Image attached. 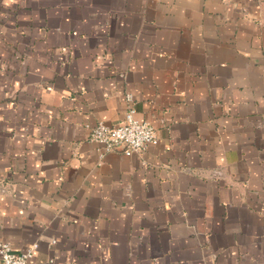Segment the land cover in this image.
Returning <instances> with one entry per match:
<instances>
[{
	"label": "crops",
	"instance_id": "0c3cea01",
	"mask_svg": "<svg viewBox=\"0 0 264 264\" xmlns=\"http://www.w3.org/2000/svg\"><path fill=\"white\" fill-rule=\"evenodd\" d=\"M129 96L157 141L100 157ZM0 241L28 264H264V0H0Z\"/></svg>",
	"mask_w": 264,
	"mask_h": 264
},
{
	"label": "built area",
	"instance_id": "2783aa9c",
	"mask_svg": "<svg viewBox=\"0 0 264 264\" xmlns=\"http://www.w3.org/2000/svg\"><path fill=\"white\" fill-rule=\"evenodd\" d=\"M126 110L122 122L116 126L103 123L95 125L89 134V140L99 146V156L121 149L125 156L140 153L147 146L156 143L153 127L135 117V107L132 98L126 99ZM31 250L17 254L11 245L0 241L1 264H28Z\"/></svg>",
	"mask_w": 264,
	"mask_h": 264
}]
</instances>
